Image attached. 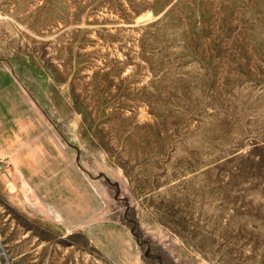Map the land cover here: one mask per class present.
Listing matches in <instances>:
<instances>
[{
    "label": "rangeland",
    "instance_id": "rangeland-1",
    "mask_svg": "<svg viewBox=\"0 0 264 264\" xmlns=\"http://www.w3.org/2000/svg\"><path fill=\"white\" fill-rule=\"evenodd\" d=\"M0 140L2 264H264V0H0Z\"/></svg>",
    "mask_w": 264,
    "mask_h": 264
},
{
    "label": "crops",
    "instance_id": "crops-1",
    "mask_svg": "<svg viewBox=\"0 0 264 264\" xmlns=\"http://www.w3.org/2000/svg\"><path fill=\"white\" fill-rule=\"evenodd\" d=\"M19 134H18V131L16 132V131H14V133L13 134H9V135H6L5 137H3L2 139H4V140H2V141H5V142H9V143H11L10 144V148L11 149H8V152H6V151H4V152H6L7 153V155L8 156H10V158H12V161H11V166L12 167H14V166H17L18 167V169H19V171H20V168H21V163H18V161L16 160V158L15 157H17L18 155H20V152H19V149H18V146H17V143H19V141L21 140V139H19ZM33 136H32V134H29V135H27L26 137H25V139L27 140V139H30L31 140V138H32ZM1 141V140H0ZM4 149H5V145H4V147H3ZM3 150V149H2ZM2 150H0V151H2ZM28 153H27V156H29V155H32V154H30L31 152H32V150L30 151H27ZM15 154V155H14ZM4 156V155H3ZM28 165H31V161L29 162V164ZM15 168V167H14Z\"/></svg>",
    "mask_w": 264,
    "mask_h": 264
},
{
    "label": "built area",
    "instance_id": "built-area-1",
    "mask_svg": "<svg viewBox=\"0 0 264 264\" xmlns=\"http://www.w3.org/2000/svg\"><path fill=\"white\" fill-rule=\"evenodd\" d=\"M0 264H2V263H1V259H0Z\"/></svg>",
    "mask_w": 264,
    "mask_h": 264
}]
</instances>
